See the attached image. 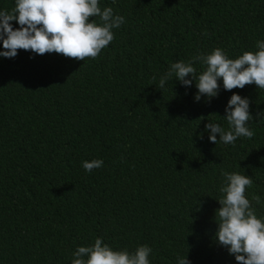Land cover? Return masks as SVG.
I'll use <instances>...</instances> for the list:
<instances>
[{
	"label": "trees",
	"instance_id": "obj_1",
	"mask_svg": "<svg viewBox=\"0 0 264 264\" xmlns=\"http://www.w3.org/2000/svg\"><path fill=\"white\" fill-rule=\"evenodd\" d=\"M14 7L0 0V11ZM100 7L125 23L97 59L24 50L0 57V264H72L76 249L96 238L115 251L147 245L150 264H237L215 242L219 188L225 171L247 175L246 197L264 202V118L250 122L253 139L235 146L211 143L205 126L229 129L223 117L234 93L250 100L256 117L264 90L225 91L221 80L218 97L195 102V81L159 89V80L172 63L216 48L231 59L258 51L264 0ZM193 66L197 74L205 68ZM96 159L103 167L86 172L82 163ZM252 205L264 219V206Z\"/></svg>",
	"mask_w": 264,
	"mask_h": 264
},
{
	"label": "clouds",
	"instance_id": "obj_2",
	"mask_svg": "<svg viewBox=\"0 0 264 264\" xmlns=\"http://www.w3.org/2000/svg\"><path fill=\"white\" fill-rule=\"evenodd\" d=\"M96 17L99 23L93 19ZM12 22L19 28L14 29ZM124 23L125 18L114 14L112 7L102 9L100 0H15V7L10 12L0 11V41L4 49L0 51V57L13 59L19 50H24L40 56L59 54L77 61L95 60L114 41L113 30ZM255 47L258 51H245L235 59L216 48L206 56L201 54L188 62L172 63L160 78L159 89H164L173 79L186 88L195 81L198 89L195 102L207 97L206 103L219 96L221 80L225 91L242 90L248 85L264 90V41H257ZM197 62L205 66L200 74L193 66ZM250 103L239 94L231 96L223 117L229 126L227 131L220 124L210 122L209 118L214 114L210 115L205 126L209 141L235 146L240 138L253 139L255 132L251 130L250 122L264 118V112L254 117ZM103 164V160L96 159L84 161L82 167L91 173ZM222 175L221 196L217 200L221 207L215 213V242L234 256L237 264H264V219L257 217L252 201L262 206L264 202L259 195H253L251 201L246 197V190L253 186L251 177L227 171ZM151 253L152 249L147 245L138 246L131 253L115 251L102 238H96L93 245L76 249L72 264H150ZM177 264H190V261L187 257H178Z\"/></svg>",
	"mask_w": 264,
	"mask_h": 264
}]
</instances>
